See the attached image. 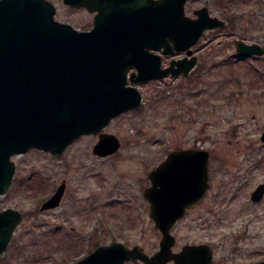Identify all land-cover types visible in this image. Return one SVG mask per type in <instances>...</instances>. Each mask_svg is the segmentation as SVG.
Returning <instances> with one entry per match:
<instances>
[{"label": "rangeland", "instance_id": "obj_1", "mask_svg": "<svg viewBox=\"0 0 264 264\" xmlns=\"http://www.w3.org/2000/svg\"><path fill=\"white\" fill-rule=\"evenodd\" d=\"M51 1L60 16L70 14L62 0ZM204 6L226 26L193 47L199 61L191 74L137 85L142 105L104 129L121 141L116 154L94 155L98 137L84 136L58 158L37 149L12 157L16 170L0 209L19 210L24 220L0 264H74L114 241L153 254L161 233L143 197L148 173L171 150L193 146L211 153V191L173 227L176 249L209 244L214 264L264 259V196L259 202L250 197L264 182V55L241 58L235 50L238 39L264 47V0H187L186 14L195 17ZM181 55L167 53L162 64ZM63 181L61 204L33 216Z\"/></svg>", "mask_w": 264, "mask_h": 264}, {"label": "water", "instance_id": "obj_2", "mask_svg": "<svg viewBox=\"0 0 264 264\" xmlns=\"http://www.w3.org/2000/svg\"><path fill=\"white\" fill-rule=\"evenodd\" d=\"M64 3L98 10L93 28L81 32L58 21L50 0H0V195L6 194L15 174L11 157L31 149L58 158L80 136L100 133L92 152L100 157L117 153L119 138L103 129L112 119L142 105L143 94L136 84L189 74L196 66V56H187L163 68L157 51L191 55L207 31L226 24L211 16L205 6L194 10L195 17L186 15L187 0ZM235 48L241 58L264 55L257 43L238 39ZM131 68L135 71L129 75ZM208 156L204 149L173 150L149 173L151 185L144 196L161 232L156 253L148 255L140 245L129 247L115 241L98 246L74 264H126L130 260L214 264L209 244H185L176 253L171 233L210 186ZM64 192L62 182L43 202L42 210L59 206ZM263 196L264 182L250 197L259 202ZM22 218L16 209L0 212V255ZM245 264H264V259Z\"/></svg>", "mask_w": 264, "mask_h": 264}, {"label": "flooded vegetation", "instance_id": "obj_3", "mask_svg": "<svg viewBox=\"0 0 264 264\" xmlns=\"http://www.w3.org/2000/svg\"><path fill=\"white\" fill-rule=\"evenodd\" d=\"M51 1V0H50ZM53 2V1H52ZM62 2H63V4H64V7H65V9H66V11L67 12H69L70 14H66L65 16H60L61 15V10L59 9V7H58V5L57 4H55L54 2H53V4H54V6H55V9H56V14H55V18L58 20V21H60V22H62V23H67V24H69L70 26H72L73 28H75V29H77V30H79V31H89V30H91L92 28H93V24H94V22H95V18H96V16H98L99 14H100V12L98 11V10H96V11H94V12H91L90 10H88L86 7H77V6H72V5H69V4H65L64 3V0H62ZM77 17L78 18V20L79 21H81L82 23H80V24H76L75 22H74V20L72 19V18H74V17ZM77 20V19H76ZM226 22V21H225ZM227 24V23H226ZM226 24H225V26H226ZM224 26V27H225ZM224 27H222V28H224ZM217 29H219V28H217ZM217 29H212V30H209V31H207L206 33H208V32H210V31H214V30H217ZM205 33V34H206ZM204 34V35H205ZM203 35V36H204ZM202 36V37H203ZM201 37V38H202ZM200 38V39H201ZM198 43H199V40H198ZM197 43V44H198ZM196 44V45H197ZM195 46V45H194ZM193 46V47H194ZM193 47H192V54L191 55H188L186 52H178V53H180V54H184L182 57H179V58H177V59H171L170 60V63H168L169 65H164V64H162L163 63V55H167V54H165V53H163V51H157V53L156 54H160L161 55V57H162V67L163 68H166V67H169L170 66V64H171V61H173V60H179V59H182V58H184V57H189V58H191L192 56H196V58H197V63H196V66H197V64H198V61H199V59H198V55H196L197 53L195 52V50L193 49ZM262 48H264V47H262ZM174 53H176V52H174ZM196 66L194 67V69L196 68ZM193 69V70H194ZM192 70V71H193ZM135 71V69H133V68H131L130 69V71H129V73H132V72H134ZM191 71V72H192ZM191 72H189L190 74H191ZM188 74H181V75H179V76H187ZM179 76H176V77H179ZM166 79V78H165ZM162 80V79H161ZM155 81H158V80H155ZM155 81H150V82H148V83H152V82H155ZM129 84H131V82L129 81L128 82V85ZM138 85H140V84H138ZM130 111V110H129ZM128 112V111H127ZM110 124V123H109ZM108 124V125H109ZM105 129V128H104ZM104 129H103V132H105L104 131ZM105 133H110V132H105ZM113 134V133H112ZM99 135H100V133H98V134H87L86 133V135H82V136H80L79 138H81V137H84V136H95V137H98V140H99ZM78 138V139H79ZM75 142V141H74ZM73 142V143H74ZM121 142V141H120ZM72 143V144H73ZM97 143V141L93 144V146H92V151H93V147H94V145ZM71 145V144H70ZM69 145V146H70ZM68 146V147H69ZM67 147V148H68ZM66 148V149H67ZM121 148V147H120ZM178 149H182V148H177V149H173V150H178ZM183 149H194V150H197V149H204V150H207V149H205V148H201V147H198V146H193V147H187V148H183ZM173 150H171V151H173ZM91 151V152H92ZM170 151V152H171ZM207 151H209V150H207ZM65 152V151H64ZM169 152V153H170ZM93 153V152H92ZM168 153V154H169ZM94 154V153H93ZM116 154V153H115ZM167 154V155H168ZM209 154H210V156H211V153H210V151H209ZM95 155V154H94ZM114 155V154H113ZM166 155V156H167ZM98 156V155H97ZM109 156H111V155H109ZM210 156H208L209 157V167H208V169H209V183H210V186H209V188H207V191H206V193H205V195H204V197L201 199V202H199L197 205H195L193 208H190V209H188V210H186L187 212H186V215L188 214V213H190L192 210H195V209H197L199 206H201L203 203H205L207 200H208V198L210 197V191H211V171H210V159H211V157ZM98 157H100V156H98ZM106 157H108V156H106ZM105 158V157H104ZM166 158V157H165ZM165 159H163L161 162H163ZM160 162V163H161ZM159 163V164H160ZM154 169V168H153ZM149 174V173H148ZM148 179H149V175H148ZM150 181V180H149ZM12 182H13V180H12ZM63 182H65V181H63ZM11 185H12V183H11ZM11 185H10V187H11ZM151 185V182L149 183V185H146V186H144V189H143V197H144V199H145V202H146V204H148L149 205V207H150V202L145 198V196H144V191L149 187ZM67 187V184L65 183V192H64V195H65V193H66V188ZM9 188V187H8ZM10 189V188H9ZM8 189V190H9ZM8 192V191H7ZM64 197V196H63ZM63 199V198H62ZM62 202V201H61ZM42 204H43V202H41L40 203V205L38 206V207H36V209H33L32 211H31V214L34 216V215H36L37 213H41L43 210H42ZM61 204V203H60ZM6 207H3V208H1L0 209V211H2L3 209H5ZM185 215V216H186ZM23 220H24V214H23V218H22ZM73 229H74V227H72ZM177 240V239H176ZM177 242V241H176ZM192 244H201V242L200 243H192ZM184 246V245H183ZM182 246V247H183ZM182 249V248H181ZM180 249V250H181ZM173 250L177 253L178 251H180V250H177L176 249V245L174 246V248H173Z\"/></svg>", "mask_w": 264, "mask_h": 264}]
</instances>
